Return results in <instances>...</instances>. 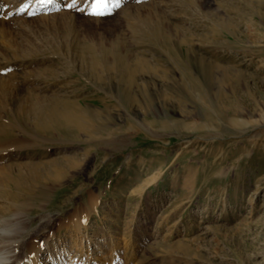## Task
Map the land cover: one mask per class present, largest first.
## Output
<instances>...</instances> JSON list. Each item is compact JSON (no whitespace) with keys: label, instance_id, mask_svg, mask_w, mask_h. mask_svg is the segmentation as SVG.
Masks as SVG:
<instances>
[{"label":"rangeland","instance_id":"1","mask_svg":"<svg viewBox=\"0 0 264 264\" xmlns=\"http://www.w3.org/2000/svg\"><path fill=\"white\" fill-rule=\"evenodd\" d=\"M27 2L0 0V84L8 83L0 129L14 137L10 148L0 138V227L16 212L25 222L7 249L27 256L21 247L34 240L38 264H107L112 256L115 264H264V0H121L103 17L89 14L90 0L75 8L57 0L47 11L33 0L20 12ZM153 5L195 55L226 68L230 84L189 82L190 71L162 55L157 63L175 81H152V104L127 108L89 80L85 48L131 42L130 23L142 25L125 15ZM32 95L106 111L109 121L19 149L28 137L14 111ZM32 163L56 180L21 189L4 182L6 169L24 177Z\"/></svg>","mask_w":264,"mask_h":264},{"label":"bare ground","instance_id":"2","mask_svg":"<svg viewBox=\"0 0 264 264\" xmlns=\"http://www.w3.org/2000/svg\"><path fill=\"white\" fill-rule=\"evenodd\" d=\"M56 1L57 0H55V2ZM53 5L55 4L53 3L46 6L40 4L38 10L47 11L49 8L51 9ZM135 9L136 8L125 15L128 19L132 17L136 18L139 24L142 25L139 30L133 28L135 26H131L133 21L130 23L129 31L133 38L131 42L122 40L118 44L99 43V45L96 46L97 48H94L92 45L85 48L82 54L86 63L84 67L86 72L85 75L95 86L101 90L113 93L112 95L127 108L137 107V104L140 106L143 104H150L154 97L153 93L150 91L151 86H154V81H161L165 85L175 81L171 79L169 73L161 70L160 65H158L157 57L161 55L171 61V64L174 63L175 67L179 65L182 68L184 67L187 71H190L188 75L183 74L186 79L190 80L189 82H197L201 87H208L213 82L217 87H226L228 83L230 84V78L226 74V68L221 66L218 62L207 61L204 57L195 55L191 48L190 38L183 34L185 32L181 28L172 24L169 25L167 14L164 11L160 10L155 5H153L149 11L143 13L141 9ZM143 39L146 41L143 42ZM186 46H189V48L185 50V55H182L180 59L176 52H178L181 47ZM144 47L149 49V51H145L149 53L148 56H150V58L148 59L140 52L141 48ZM174 65L172 64V66ZM51 74H53L52 71ZM194 83H192L191 86L194 87ZM5 89H8V83L6 82L5 84H0L1 92ZM6 104L5 101L3 102L0 99L1 109L4 108ZM20 106V109L14 111L16 112L14 118L25 125L28 138H25V141H21L17 144L21 147H18L19 149H35L40 143L43 144L46 141V137H54L53 135L61 130H66L67 132H83L87 130L90 125L98 129L99 126H106L109 121L106 111L98 112L91 109H80L73 105V103L67 101L60 102L54 99V97L32 95L31 102L23 99L18 107ZM10 137L13 136L10 135L8 131L0 129V138L2 139L1 141H3L1 147L10 148L11 145L13 146L11 142L12 138ZM45 163L47 166L54 165L53 167H55L57 165L56 163ZM19 168L21 169L22 167L19 166ZM24 168H27L26 170L28 172L24 177L17 175L13 176L10 169H6V178L4 182L12 184L20 189L23 183L42 188L46 187L48 183L55 181L57 178L53 173L47 171V168H39L37 163L29 164ZM1 180L3 181V178H1ZM23 207L24 206H19V208ZM14 215V220L1 221L0 264H38L37 259L42 248L34 240L28 241L21 247L23 252L28 254L27 256H22L19 251H14L10 248L7 249V244L19 243L25 231V222L21 220V217L24 215L21 214L22 216L20 217L17 212ZM83 217L84 216H81L77 219L78 221L75 223L77 227H80L81 223H83ZM80 233L81 232L77 231L76 236L73 237H75L74 243L76 248L82 253L83 240ZM126 247L130 255L136 250V246L132 242H128ZM113 257L114 256L109 259L107 264H115ZM51 259H54L53 256Z\"/></svg>","mask_w":264,"mask_h":264},{"label":"snow or ice","instance_id":"3","mask_svg":"<svg viewBox=\"0 0 264 264\" xmlns=\"http://www.w3.org/2000/svg\"><path fill=\"white\" fill-rule=\"evenodd\" d=\"M33 0H28L27 3L19 9L20 12L27 11L29 5ZM37 3L42 5H49L55 3V0H36ZM79 0H72V3L68 5L69 8H75ZM120 5V0H90V3L86 7L90 8L89 14L96 17H103L112 13L113 8H118ZM83 11L84 9H79ZM33 15L35 13H32Z\"/></svg>","mask_w":264,"mask_h":264}]
</instances>
